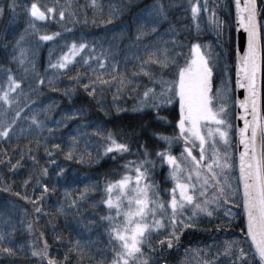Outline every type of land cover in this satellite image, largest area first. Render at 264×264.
<instances>
[{
  "label": "trees",
  "instance_id": "1",
  "mask_svg": "<svg viewBox=\"0 0 264 264\" xmlns=\"http://www.w3.org/2000/svg\"><path fill=\"white\" fill-rule=\"evenodd\" d=\"M31 2L38 3L42 10L55 8V18L37 21L35 29L29 28V16L23 8ZM10 3L11 0H0V6L6 10L0 18V84L6 88L7 77L12 76L21 88L10 95L11 106L0 101V124L10 122L16 111L21 112V118L7 138H0V232L6 237L13 233L12 243L5 246L15 250L11 256L0 254V264H47L49 258L57 264H115L122 249L110 235L111 226L118 219L104 202L109 198L106 185L115 184L128 174L133 177L135 165L147 158L155 165L146 173L147 182L159 197L156 201L164 203L165 214L174 187L168 168L156 153L169 146L161 136H176L178 102L174 96L170 103L157 100L154 105L151 95L143 97L146 87L161 91L146 76L135 75L140 72L143 53L149 47H163L174 56V64L163 69L152 66L153 74L168 81L167 86L171 87V82L178 80V68L186 66L192 47L199 44L212 68L213 91L223 89L226 103L234 106L233 0H96L97 6L92 5V0H17L20 7L15 16L7 14ZM158 3L164 5V15L154 24L148 13ZM196 4L200 11L194 16L191 9ZM256 4L264 115V0H256ZM61 10L65 12L63 21L58 16ZM142 22L144 27L140 30ZM53 33L60 35L50 41L39 38ZM82 41L89 43V48L76 56L68 69L50 66L68 52L73 42L78 45ZM97 57L104 63L103 68ZM92 88L96 91L90 94ZM30 113L45 125L39 133L27 131L26 117ZM74 113L76 118H71ZM95 126L113 133L114 139L128 145L129 152L105 154V138L93 134ZM85 132L88 135H83ZM72 136L79 140L72 149L74 154H89L83 162L64 158L72 145ZM55 144L60 145L56 159L65 168V178L57 182L54 193L45 194L39 201L42 212L37 214L30 201L36 200L41 191L34 182L25 185L23 181L29 179L33 167L39 171L47 166L45 149H53ZM29 153L39 164L32 165ZM17 160H21L23 167L12 170L9 161L15 164ZM92 185L95 187H89ZM152 207L156 206L150 203ZM201 208L207 210L194 217L190 211L182 224H176L178 241L172 238L173 227L168 221L159 230L150 225L151 237L140 245L143 256L137 254L139 258L129 260V264H240L239 249L244 250L248 264H257L259 259L253 258L246 239L237 178L228 191L211 190ZM108 216L112 217L111 222L104 219ZM168 241L172 242L171 248L167 247ZM45 242L48 257L42 261L31 252L43 249ZM228 245L231 249L226 254Z\"/></svg>",
  "mask_w": 264,
  "mask_h": 264
},
{
  "label": "snow or ice",
  "instance_id": "2",
  "mask_svg": "<svg viewBox=\"0 0 264 264\" xmlns=\"http://www.w3.org/2000/svg\"><path fill=\"white\" fill-rule=\"evenodd\" d=\"M237 9L239 12H243L246 15L240 18V23L245 28V31L248 33V50L244 56L240 58V69L239 74H243L244 83H241L238 78L237 83L239 87L246 88L248 95L244 100L238 102L239 109H243V115L238 114L237 119L242 120L243 127L236 126V129H233V124L229 122L228 118V109L225 107L226 100L225 92L223 89H217L213 91L212 88V68L209 67L208 60L201 54L200 45L196 44L194 46V51L196 57L191 60L190 64H186L183 68H178V80L171 82L172 86L168 87V81H164L162 78L158 79L155 74L152 72V66L158 65L161 69L168 66L169 64H174V56H170L166 48H156L149 47L146 48L143 53V59L140 67V72L135 75L146 76L149 80V83L152 85H159L161 91L156 92L155 87H146L143 92V97L147 99L150 95L153 97V103L156 104V101L159 100L163 103H170L174 96H179V105H180V118H179V132L180 137H182L187 145L188 135L199 140V159L197 156L192 154V148L186 146L184 153H186V159H188L196 172V175L200 174L201 161L205 160V148L204 145L208 142L205 139V136L201 134L200 126L202 122H211L216 125L215 129H210L208 132L209 137L218 136L220 141L223 142L225 146L229 145V134L238 135L239 140L238 144L243 145V151L239 156V168H240V179L243 181V207L247 215V235L251 239V243L255 247L253 253V258L257 257L259 260L257 264H264V116L261 115L259 108V93L257 87V74L260 69V45L258 42V23H257V4L256 0H246L243 8L240 7V0H235ZM92 5H96V0H92ZM20 5L17 3V0H11V3L7 6V14H12L15 16L17 13V8ZM204 7H207L205 3ZM23 10L27 12L29 16V28L35 29L37 21H46L50 17L55 18L56 9L53 7H46L43 10L36 2H31L30 5H25ZM193 15L195 16L200 11V5L196 4L191 9ZM6 15V10L4 7L0 6V18H3ZM164 15V5L158 3L152 7L149 11V19L155 24L158 23V18ZM59 19L64 20L65 12L63 10L58 13ZM144 27L142 22L140 25V30ZM156 28L153 27L152 31H155ZM59 33H53L52 35H42L40 40L50 41L53 40L56 36H59ZM139 39V37H137ZM20 41H17L19 45ZM175 43V42H173ZM89 48V43L73 42L69 48L68 52L62 54L55 64H51L52 68L57 69H68L70 64L75 62V57L78 56L85 49ZM90 51H95V49H90ZM21 57L24 53L21 49ZM103 56V53L101 54ZM97 62L99 63L100 68L104 67V63L100 62V57H97ZM87 63V60L84 61ZM23 63V59H21ZM43 83V81H40ZM107 83V81H103ZM123 83V81L121 82ZM87 89V85L85 86ZM21 88V84L17 82L12 76L7 77L6 88L4 85L0 84V101L5 105L11 106L13 100L10 99L12 93H16L17 90ZM96 91L95 88H92L90 94ZM171 93V95H169ZM158 106V105H157ZM77 114H73L71 118H76ZM251 116L252 119L249 120L248 116ZM21 118V112L16 111L13 118L10 122L5 121L3 124H0V138H7L9 132L12 131L13 126L16 124L17 120ZM29 120V127L27 131L39 133L45 127L43 121L36 118V114H29L26 117ZM87 127V126H85ZM249 130L250 134H249ZM21 132H24L25 129H20ZM51 131V130H49ZM94 135L101 136L105 138V154L107 153H126L129 152V147L126 143H120L113 138V133L107 132L99 126H95ZM83 135H88L87 132ZM72 145L69 147V150L64 153V158L66 160L78 159L79 162H83L84 157L89 155L88 153H81L79 157L74 154L72 150L76 144L79 143L77 136H72ZM161 140H164L167 144H171V139L169 137L161 136ZM217 141L212 139L211 147L213 148L212 163L206 164L209 172H212L213 165L220 169L229 168L231 165L228 163L229 157L227 154L223 157V163L220 162V157L215 151V144ZM60 150V145H53V149H45L46 151V164L47 166L42 167L39 171L35 167L32 169V173L29 176L28 180L23 181L25 185L29 183L35 184L37 188L40 189L41 195L34 201H30L33 204L34 210L37 214H41L42 205L39 201L43 200L44 195L49 192H55L57 188V182L65 178V168L63 165L57 163L56 155ZM182 153V157L184 156ZM24 154L21 153V156ZM156 156L161 161V163H166L170 166V178L175 182V186L171 189L169 195L171 197L169 204L171 208V215L169 217V223L173 227L172 238L174 240L179 239L175 232V226L177 223L182 221L177 220V209H182L185 204H192L194 209L200 211H206V208H201L200 204L194 203V195L189 194V189L195 188L194 185L181 183V175L183 169L177 161V158L171 155L168 151L157 152ZM147 157V153H145ZM29 159L32 162V165L35 166L39 164V161L35 156L29 153ZM152 161L145 158L144 162L136 167V180L135 187L130 191L131 195L125 191L128 189V185L131 183V177L124 176L118 180L115 184H108L105 187V191L108 194H111L113 189H119L121 194L125 196L128 201L129 211L124 212L125 223L122 226L112 225L111 233L113 239L120 243V248L122 252L118 256L117 262L115 264H129V260L138 259L140 256H143L142 249L140 245L145 241L149 240L151 237L150 226L147 223H144L145 219V210L148 209V189L151 187L148 184H145L144 187H140L141 179L146 177V173L154 167ZM9 167L12 170H16L20 167H23L21 160H17L15 164H12L9 161ZM49 167L51 168V175L49 173ZM144 169L141 171V169ZM213 176L215 173H212ZM191 172L185 176V179L191 181ZM34 178V179H33ZM43 181V182H42ZM89 187H95L94 185ZM177 190H179V203L176 198ZM87 191V189H86ZM200 195H203V190H200ZM19 195V193H17ZM153 195H156L154 192ZM159 199V197H157ZM108 208L115 207L117 209V215H120V205L119 203L114 204L110 195L109 198L104 201ZM74 203V202H73ZM204 203H207L206 201ZM133 205L135 210H131ZM72 205H70L71 207ZM157 208L163 209L164 203H157ZM61 211H63L61 209ZM151 211V210H149ZM211 212H208V215H211ZM111 222L112 217H104ZM29 229L32 225L29 223ZM164 227V224L161 220H153L152 228L159 230ZM145 233H148V236H145ZM12 232L7 233V237L3 232H0V254L11 256L14 254L15 250L12 247L5 246V243L11 244L12 241L10 237ZM161 245L165 244V241H160ZM77 247L79 244L77 242ZM167 247H172V242H167ZM231 249V245H228L226 248V254ZM32 256H38L43 261L44 258L48 257V245L45 242L43 249L39 251H32ZM66 259V258H65ZM237 260L240 264H248L247 256L243 249H239V255ZM47 264H57V261L54 259H47ZM142 264H147V261H143ZM235 264V262H234Z\"/></svg>",
  "mask_w": 264,
  "mask_h": 264
},
{
  "label": "rangeland",
  "instance_id": "3",
  "mask_svg": "<svg viewBox=\"0 0 264 264\" xmlns=\"http://www.w3.org/2000/svg\"><path fill=\"white\" fill-rule=\"evenodd\" d=\"M200 51H201V54L205 57L201 47H200ZM196 57V53L194 51V46L192 48V57H191V60L194 59ZM206 58V57H205ZM190 60V62H191ZM189 62V64H190ZM177 96V101L179 103V96ZM179 109H180V105H179ZM264 116V115H262ZM230 122V120H229ZM216 125L214 123H211V122H202L201 123V126H200V131H201V134L205 136V139L208 141L205 145H204V148H205V160L204 161H201V166H200V174L199 176L196 175V172L195 170L193 169L190 161L188 159H186V153H184V149L186 146H189L192 148V154L194 156H197V159H199V156H198V153H199V140L192 137L190 134L188 135V142H187V145L185 144V141L182 137H180V132H179V127H178V134H177V144L173 147V149H178V151L175 152V155L173 156H181L182 157V153H184V156L178 160L177 158V161L178 163L180 164L181 168L183 169V173L181 175V180L180 182L181 183H186V184H190V185H194L195 188H191L189 189V194H192L194 195V200L195 202L194 203H198V204H202L203 201L205 199H202L201 198V195L199 194L200 193V190L202 189L203 190V195H204V190L208 189V190H211L213 185H212V181H213V184L216 182L220 185H222L221 187V191H228L231 189L232 187V181L231 179L229 178V168H224V169H220L218 167H216V165H213V169H212V172H209V170L207 169L206 167V164L208 163H212V156H213V148L211 147V144H212V139H215L217 141V143L215 144V151L218 153V155H220V162L223 163V157L226 153H228L231 145L228 147V146H225L223 144L222 141H220L219 137L218 136H215V137H209L208 136V132L210 129H215ZM232 140V135L231 133L229 134V143L231 142ZM228 147V148H227ZM229 163V162H228ZM168 166V165H167ZM169 167V171H171L170 169V166ZM191 172V181H188L185 179V176H187V174ZM215 173V175L213 176L212 173ZM129 177V174L126 175ZM135 180H136V176H135V179H131V183L128 185V189L125 190L128 195H131L130 191L132 188L135 187ZM147 184L146 183V178H142L141 179V183H140V187H144V185ZM174 186H175V182H174ZM150 192H153L150 190V188L148 189V194H147V199L148 200H151L153 202L156 201V198H152L150 196ZM197 194L200 195L199 197H197ZM111 199L113 200V203L116 204V203H119L120 205V212L121 214L120 215H117V209L115 207L111 208V210H113V212H115L116 214V218L119 219V222H117V226H122L124 225L125 223V216H124V212L126 211H129V206H128V201L127 199L125 198L124 195L121 194L120 190L119 189H116L114 188L112 193L109 194ZM176 198H177V201L179 203V200H180V197H179V190H177V194H176ZM197 198V199H196ZM159 203L158 201H156V204ZM167 204L170 206L169 202H167ZM189 205H192V204H189ZM188 207V204H185L184 207L182 209L178 208L177 209V212L180 211V210H185L186 208ZM131 210H135V206L133 205L132 209ZM150 210V207L148 205V209L145 210V219H144V223H148L150 221V217H152L151 221L153 220H159V218L164 215L165 218L168 217V222L167 224L168 225H171L169 223V217L171 215V208L168 207L167 208V211L168 213L165 214L164 212H162L161 210H159L158 208L156 207H152L151 210L153 211V213ZM197 210V209H196ZM179 219V216H177V220Z\"/></svg>",
  "mask_w": 264,
  "mask_h": 264
},
{
  "label": "water",
  "instance_id": "4",
  "mask_svg": "<svg viewBox=\"0 0 264 264\" xmlns=\"http://www.w3.org/2000/svg\"><path fill=\"white\" fill-rule=\"evenodd\" d=\"M245 2H246V0H240V7L241 8L244 7ZM234 5H235L236 32H237V77H236V88H237V91H236V94H237V115L238 114L243 115L244 114L243 113V109H239L238 102L244 100L245 97L248 95V93H247L246 88L239 87V85L237 83V80L239 78L240 81H241V83H244L245 82L243 80V74L240 73L239 74V77H238V72H239V69H240V66H241V64H240V58L242 56H244L245 53L248 50V33L245 31V28L240 23V18L242 16H245L246 14L243 13V12H239L238 11L237 6H236V3H235V0H234ZM257 23H258V15H257ZM258 32H259V26H258ZM258 42H259V45H260V37H259V35H258ZM260 53H261V47H260ZM260 68H261V57H260ZM257 87H258V93H259V108H260V69H259V72L257 74ZM248 119L251 120L252 117L249 115L248 116ZM243 123L244 122L242 120L237 119V125L239 127H243ZM250 131L251 130H249V134H250ZM238 140H239V136L237 135V141ZM242 151H243V145L242 144H238V169H239V179H240L239 156H240V153ZM240 186H241V191H242V196H243V181L241 179H240ZM244 215H245L246 232H247V215H246V213ZM247 238H248V241H249L252 249L255 251V247L251 243V239H250V237H248V235H247Z\"/></svg>",
  "mask_w": 264,
  "mask_h": 264
}]
</instances>
